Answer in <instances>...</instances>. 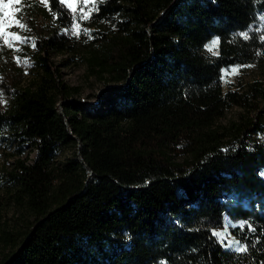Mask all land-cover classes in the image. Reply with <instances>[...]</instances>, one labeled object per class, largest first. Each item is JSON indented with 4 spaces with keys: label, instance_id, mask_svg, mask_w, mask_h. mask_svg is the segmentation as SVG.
Here are the masks:
<instances>
[{
    "label": "trees",
    "instance_id": "16d2710c",
    "mask_svg": "<svg viewBox=\"0 0 264 264\" xmlns=\"http://www.w3.org/2000/svg\"><path fill=\"white\" fill-rule=\"evenodd\" d=\"M96 3L85 21L55 0L7 10L26 28L0 38V158L36 156L0 165V200L31 219L0 230L1 264H264V0ZM51 53L113 85L105 102L84 110ZM233 65L256 74L224 89ZM224 215L246 252L212 235Z\"/></svg>",
    "mask_w": 264,
    "mask_h": 264
},
{
    "label": "rangeland",
    "instance_id": "374dc122",
    "mask_svg": "<svg viewBox=\"0 0 264 264\" xmlns=\"http://www.w3.org/2000/svg\"><path fill=\"white\" fill-rule=\"evenodd\" d=\"M39 19H42L39 17ZM214 38L212 37L206 45L210 44ZM205 45V46H206ZM205 50L208 54L213 55L212 52H209L208 49L205 47ZM213 51H218L217 49H213ZM50 61L54 63V65L59 70L61 77L63 80L71 85L79 87V93L77 94L76 98L78 103L81 107L84 108L87 112H92L96 109L99 105V102H105L106 94L113 85L105 84L99 78L94 77L93 75H89L87 73V69L84 63H76L74 62L73 58L66 57L63 54H56L51 53L49 56ZM238 68L237 73H233L232 69ZM221 82L223 84L224 89H238L239 85L247 82L248 80L252 79L256 74L255 68L252 65H233L229 67H225L221 73ZM29 75H26L24 84L27 83L29 79ZM261 106L264 108V103H261ZM236 109L229 111L226 118L222 120L223 123L226 122V119H231L235 116ZM78 144L75 146L71 143L65 144L62 146V150L59 152L57 158L55 159L56 163H63L73 157L74 151L77 150ZM12 155H8L6 157L0 158V165L10 168L13 165L14 160L20 156V158H24L27 154L29 155V159L33 160L36 156L35 151L31 150L30 147L25 146L23 149V153L21 155L15 154V147L14 144L9 150ZM26 217L28 219H26ZM29 215L24 212L20 207L13 205L10 203L8 199L5 197L0 200V230L1 229H22V224L24 226L28 225ZM242 221H234L230 217L224 215L223 216V223L222 227L215 229L214 231H223L224 226L227 225V232L231 233L230 228L233 224L239 225ZM235 238L237 239L232 233L229 239ZM238 240V239H237ZM227 243V241H225ZM222 246L225 249L234 250L232 248L225 247L223 244ZM9 249L3 246L0 243V264L3 260L4 254Z\"/></svg>",
    "mask_w": 264,
    "mask_h": 264
},
{
    "label": "snow or ice",
    "instance_id": "6c2138e0",
    "mask_svg": "<svg viewBox=\"0 0 264 264\" xmlns=\"http://www.w3.org/2000/svg\"><path fill=\"white\" fill-rule=\"evenodd\" d=\"M45 2L47 3V0H45ZM55 2L64 5L72 15V18L74 20L78 18L79 21L90 19L93 9H96L97 11L99 10L96 0H55ZM14 4L20 6V9H22L23 7V5L21 4V0H8L7 3L5 2V0H0V7L5 10L3 12V15L0 16V38H3L5 40V43H8L9 36H11L13 40L21 39L18 35L7 32V28L12 27L13 25L21 28H26L25 25L20 23L19 19H16L14 17V14L10 16L9 12L7 11L8 9L12 8ZM262 19H264V17H262ZM66 31L68 30L66 29ZM83 33L84 35H90L87 28H83ZM72 34L76 36H79L81 34V27L79 23L73 25ZM238 35L243 36L244 39H249V35L247 32L239 33ZM261 38L264 39V37ZM8 46L11 47V43H8ZM33 46L35 45L33 44ZM205 47L209 52H212L213 55H219L218 51H213V49H217L219 47V38H214L213 41ZM17 59L19 62V58ZM238 70V68H234L232 69V72L237 73ZM245 223L246 222H240L239 227L244 228ZM232 227H236V225L233 224ZM249 227H251V225H249ZM212 235L217 237L219 242L225 247L232 248L236 252H246L248 250L247 246L242 244L240 240H237L235 238L229 239L231 233L227 232V225L224 226L223 231H212ZM225 241H227V243H225Z\"/></svg>",
    "mask_w": 264,
    "mask_h": 264
}]
</instances>
